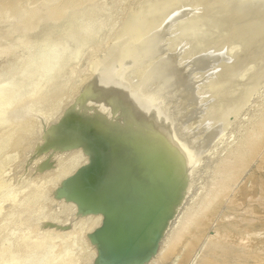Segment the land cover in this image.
<instances>
[{"label": "rangeland", "instance_id": "rangeland-1", "mask_svg": "<svg viewBox=\"0 0 264 264\" xmlns=\"http://www.w3.org/2000/svg\"><path fill=\"white\" fill-rule=\"evenodd\" d=\"M158 1L162 3L166 1L165 2L166 4H169L171 2L169 1L168 3L167 2L168 0H148V1L147 0H88L87 2H85V4H82L76 7L75 10H73V13L67 12L64 14L63 17L56 19L59 22L63 20L67 15L73 14L72 17L69 18V20H65V22L63 23L61 27H57L53 25L55 24L53 22L49 24H47V22H44L41 26L38 27V29H33V30H30L29 32H25V30L22 29V26L24 27V25L26 24L22 23L21 24L22 26H21L20 24H18L17 19L15 20L13 18L12 19L11 18L9 19L0 18V30L1 32H3L4 30L6 33L2 37L3 40H1L0 42V130L5 126L7 121L16 122V123H13V122L11 123V124L16 125L18 123H21V121L26 119V117L27 119L30 118L31 120V123H30L31 126L29 125L30 128L28 129L29 131L27 129L24 130V131L26 130L28 131L27 132L28 135H23L20 137L19 146L21 147V149L17 148L16 146L15 147L13 146V144L15 145L17 144L16 141L13 140L15 139L14 134H12L13 132L11 133V136L9 135L10 137L7 136V138H5L4 140L0 139V148L3 149V150L0 149V155H1L0 156V184L2 183L1 185L4 188V190L0 189V206H1L0 207V220L2 219L1 217H3L5 213L7 214V212H10L11 209L12 211L13 210L15 211V212L13 211L14 213L11 212L14 216L16 214L18 215V216L16 215L17 218L16 217L12 218V220H10L11 218H8L9 220L5 219L6 223L4 225V231H7V232L4 234L5 235L4 237L0 238V252L4 250L5 247H8L10 250L14 242L20 239V235L22 234L23 231L20 230L19 228H17V230L11 228L12 232L9 233L11 230L9 228L13 226L14 228L16 226L18 227L19 225L17 224H19V220H20L19 217H24V215L27 216L28 213L26 211L28 210L29 214L31 215L30 217H32L31 220H33L32 223H35V226L37 225V227L41 229L40 231L38 230L37 234L34 237V240L42 236L43 232H46V230H54V229L60 230L62 231V233L63 232L64 233L73 232L72 234L74 235L72 236H77L81 233V235L84 238L83 242L81 241L72 242L74 244H72L71 247H70L71 244H69V248H66V249L63 247V244L61 242L62 240L53 241V242H50L49 240H47L44 246L41 247V249H46V245L48 243H52L51 246H52V250L54 251V254L53 256H51V255H48L45 251V255L43 258L41 257L42 250L38 248L41 251V255L39 256L41 257V260L39 264H264V67H263L264 63L262 65V68L260 67L261 69L256 68L255 70L253 68L252 72L253 73L254 71L257 72L255 73L256 75L254 77L251 78L250 77L251 74L250 75L249 73L246 74V77L248 75V78L246 77H245L246 79L244 78L245 83L243 79L242 80L243 82H241L242 84L240 83V85H238L242 87L238 88L237 86V88L233 90L234 93L237 91L236 95L233 93L234 98H237V99L239 98V99H238V103H236V105L231 107V109L229 108L228 110H226L225 107H223L222 102H224V100L222 101L219 100L221 103H219L218 101H216V103L214 101L213 102L211 101L208 103L206 108L204 105L200 109L202 112L203 110L204 112L209 110L208 112L209 114H211L210 110L212 108L211 110L212 116L210 117L212 118L213 116H215L213 117V120L210 118H206L209 116V115H204L206 112L205 113L203 112V116H205L203 117L202 114H200L201 111L200 112L198 111V113L200 114V116H202V118L197 113L198 116L196 118L197 120L201 118V121L199 122L195 121V122L197 124L200 122L202 123L203 118H204L206 119L203 122V123L206 122L204 126L202 124H198L199 126H197L196 124H193L192 120H189V119L187 122H185L186 123V125L184 124L185 128L193 129L194 127L196 128L197 126L196 130L199 129L198 132H196L194 128V132L191 133V137L194 135V133L200 134V130L207 125H209L210 129L207 128L208 127L207 126L206 128H203V130L209 129L206 132V134L203 130H201L202 135L198 134L199 136L198 137L196 134L194 135L196 137L193 136L191 138L193 141L198 142L199 140V142H202V144H200L202 147L201 146L197 147L199 150L195 151L196 153L194 155L195 158L191 159V161L187 163V165L185 164L183 167H181L178 174H176L167 183V185H169V183L171 184L174 183L172 185L170 184V186L174 187L175 185L176 189L180 192H178L177 190H174L175 187L173 189V187L171 188L169 186L170 187L169 189L171 192L169 190L166 191L168 187L165 188V191H166L165 193L168 195L165 196V194L163 193L164 191H163L162 196L164 197L162 196L160 197L161 194H158V195L155 194V196H153L151 195L152 194L151 192L148 193L149 191L147 187H145V189L148 192L144 189V187L143 189H141L135 184H133L132 179H129L131 183H129L128 186L127 184L129 181L127 182V184L125 181H120V183L122 182V184L120 185V183H117L118 188L115 185V188L117 189L116 195H118V193H120V191L124 188V190H122L121 193L123 195L125 192L127 193L126 195L129 194L130 197H126L125 195L124 197H126V199L130 198L129 201H131L129 202L131 203L130 205L127 203L128 199L127 200H125V198L119 199V200L116 199L117 202L119 201L121 202V200H125V203L130 205L129 206L130 209H129L128 205H126L123 201L120 204V205H122V203L125 204L124 209H123V206L122 207L120 206L121 208L120 210L121 211L124 210L128 215L127 214L125 215L124 211L123 212L119 211V209L116 208L119 206H117V204L112 203L117 210L116 211L115 209H113V211L115 210L116 214L118 215L120 213V216L122 215L121 219L122 220L124 219L123 220L124 223L121 224L122 220L119 219L120 216H117L116 214H114L116 216L115 218L119 219V220H116L115 218L112 219V217L114 216L110 218V216H108L107 214L111 211V208H114L112 204H110V206L108 205L109 207H106L109 210V212L107 213L102 212V210L99 211V209L98 210L96 209L97 211H94L93 209H90V211L86 210L88 208H84L86 210L84 212L83 211L84 209L80 210V208H78V204H77L78 201L75 200V199H78L77 196L72 193L65 194L66 191H63L64 190L63 188L65 187V185H66L67 190L70 189L68 188L70 187L68 185L71 184V181L74 175L76 177L80 173L79 171L81 170L83 171V169L85 168L88 169L87 168L88 165L91 164V161H89V158L91 157L90 151L85 150V145L83 146V144H86V143H82V141L80 140L82 138H79L81 142L77 139L79 141L78 143L76 142L74 143L76 139L74 141H72L71 139L72 144L70 143V141L68 142L67 140L69 144L71 145H73V143L75 144L74 146V148L76 147L75 149L71 148V146H68L73 151L69 150V148L66 149L62 147L63 144L66 145L67 142L63 139V137L61 138L59 137V139L56 138L57 137L56 134L53 137L58 139L60 143L57 142L58 140L56 141V139L51 138L52 140H54L53 144L55 145L53 144L50 145L51 143L49 141L51 140L50 139V137H52L51 134L53 133V130L55 129L54 127H56L57 125H60L61 121L63 120L64 115L65 117L67 116V114H64V113L68 112V114H70L72 110L74 112L75 110H77V108H79L78 110L80 111L81 110L86 111L85 109L87 108L89 111L95 110L94 114L92 111H91L92 114L88 113V111L87 113L85 112V114L88 116H84V117L85 118L87 117L86 119L91 118V120L92 118L95 119L94 122L96 121L95 123H97L99 127L104 128V129L106 128V130H109L111 128V132H113L115 129H117V127L121 128V126H123L126 122V109L127 108L125 105H127L128 102L126 104L124 103L121 104L123 100L127 99L125 96L127 97L137 96L138 97L139 95H141L143 97V93L141 92L145 86L152 84L153 88H156V86L159 87V84H161L162 77L158 78L157 76L158 78L157 79L152 76L153 82L157 81V84H154V85H153L152 80L150 79L151 78L150 76H149L150 78L148 77L149 79H147V74H146L147 69L146 68H148V66L146 67V65L147 64L150 65L152 61L154 62L155 58H158L159 54L167 53L163 45H162L163 47H161L160 45L155 46L156 49L155 47H152V49L153 48L155 49L153 51L151 48H148L150 51L146 49L148 50V51L145 50L146 53L144 51L141 52L142 54L138 52L136 57L138 56V54L140 55L138 56L139 58H137L135 61L138 62V65L140 63V65L138 66L135 64V62H131L130 64L131 66L133 65L132 66L133 68L130 67V65L127 66L128 64L127 65L125 64V67L123 66L120 69L115 68L114 66L117 67V65L115 63L112 64L111 62L112 54L115 51L114 48L118 46L121 41L125 40V36L127 32L126 29L128 28V25L130 23H133L132 20L143 18L145 14L147 13V11H149L152 8V6H154L155 2L159 3ZM151 3L152 4L154 3V4L152 5ZM177 18L178 17H176V19L174 18L172 20L174 23H172L171 21L169 23L170 25H168L165 28L164 37L168 36L166 39L170 40V41L168 40L167 41L171 43H172L173 38H174V41L176 40L175 42L179 43V41H181V43L179 44L178 43L174 44L175 42L173 41V45L178 44V47L176 48L178 49L177 50L178 52H180V50L182 52L183 50L184 56L181 54V52L180 54L184 57L186 62L188 60L189 63L187 64L189 65L191 63V58L195 56L193 53L195 52V47L194 46L190 47L191 45L188 47V44H190L191 41L187 43V41L182 40V38H180L179 35H177L179 34L178 28L176 26L179 24L178 23L179 19ZM25 22L32 23V24L35 23L32 17L30 20L25 21ZM174 32H177V33L174 34ZM212 33L213 35L214 34L216 35V33H214L213 31ZM174 35H176L177 37H175ZM177 39H181V40H177ZM184 42H186L185 45H184ZM182 43L185 49L183 48ZM235 46H234V49L236 48ZM241 47H242L243 53H245L246 46H245V49H244V46H241ZM241 47H240V51H241ZM237 49H235L236 52H234V55L235 54L237 55L240 53L238 52L239 49L238 51ZM184 50H185V53H184ZM242 51L240 54H242ZM186 53H188V57ZM190 55H192L191 58H190ZM142 57H144L143 58L144 60L142 59ZM185 57L188 59H186ZM147 58H149L150 64L149 62L147 63L148 61ZM106 60H108V62ZM143 61L144 63L145 62L146 63L145 64L143 63L141 66V63ZM106 62H107L108 67H105ZM155 62L157 61L155 60ZM186 62L184 61L183 63L186 64ZM110 64L111 66L109 67ZM112 66L114 67L115 70L116 69L117 70L116 71L113 70L114 72L111 71L113 69ZM101 67L102 69L105 67L104 69H106L105 70L106 72H104V69L102 70ZM129 67L131 69H134L135 71L132 72L133 70L131 71ZM107 68L111 70L109 71ZM138 68H140L141 71H143L144 70L143 68H145V71H143L142 74L144 73L146 74V76L144 74L143 76H140V72L138 71L139 70ZM250 69H252L251 66H250ZM100 70L103 73V77H105V78L101 77L104 80L108 76H110V78L106 80L110 79L112 81H117L116 85H114L115 87L112 85V82L109 83V85L106 84L108 81L107 82L105 81L106 83L103 82L105 87L101 85L102 81L99 79L100 78L99 76H101L102 73L100 72ZM107 72H109V74ZM137 72H139V77L137 76L138 75ZM133 73L135 77L133 76ZM133 77L136 79H132ZM139 78H142V80ZM195 78H196V83L199 85H202L201 83L202 79H200L202 77L196 76ZM128 80H130L133 86L134 84L136 85L135 90H133L134 87L133 89L130 86L128 87V85H130V82ZM123 82H126V83L129 82V84H125V83L121 84ZM248 85H250L249 86L250 88L248 87L246 91L245 88ZM255 86H259V87H255ZM98 89L103 93L102 95L104 97L100 94L101 92L98 91ZM240 89H242L241 92H240ZM130 90L132 91V93L130 92ZM244 90H245V93H243ZM49 93L51 94L52 98L54 97L53 99H51V97L49 96L50 95ZM95 93H99L101 97L100 95H96ZM23 94L25 95V98L29 96V98H35L37 100L34 99V101L33 100L30 101L29 98H28L29 100L26 98L30 102H26L27 100L23 99V101L26 100L25 101L26 103L22 101L20 106L18 105L15 106V108H13L10 112L8 111L9 109H7L6 111H3L7 108L5 106H12V104H14L17 101V99H19V97H22L21 95ZM41 95L43 97H45L46 95L50 97L47 102L48 103L47 108H46V105L42 104L44 103L42 100L39 103L38 99H41ZM95 95L98 97L96 98ZM122 98H125V99H122ZM166 99L167 100L165 104L171 103L172 97L170 98V96H167ZM240 100H242L241 103H240ZM126 101L131 102L129 99H127ZM50 104H51V107H50ZM219 104H220V107L222 106V109H219V111L217 112L216 109L220 107L216 105H219ZM88 105L90 106L88 107ZM209 105L211 106L209 107ZM44 106H45L46 112H45ZM91 106H94V107L90 108ZM212 106L213 107L216 106V108L214 107V111H213ZM97 109H100L101 111H97ZM68 110H71V111L69 112ZM2 112H7V113H2ZM221 113L222 115H220ZM214 114H218V116ZM89 115L92 117H90ZM60 119L62 120L60 121ZM209 119L212 121L207 122V120ZM218 120L222 121V123ZM57 121L59 122L58 124H57ZM213 121L214 123L215 122L217 123L214 124ZM211 123H213L214 126L216 125V127H214ZM217 124L218 125L220 124V125L218 126ZM200 125H201V128H200ZM256 129H259V130H256ZM210 130L211 132L213 131L212 133H213L214 139L211 138V142H208L210 141V139H208L207 137H212L209 134ZM204 138L208 140L205 141ZM61 139H63L66 144L62 143ZM207 142H208V147H207ZM57 143L62 148L58 147ZM61 143L62 145H60ZM79 143L82 145V147L79 145ZM248 143L250 144L248 145ZM246 144H247V147H246ZM11 146L14 148H11ZM203 146H205V149ZM202 150L204 152L206 150L207 151L202 154ZM75 151L77 152V154L78 152L80 153L84 151L82 152L84 154V158L83 156L82 158L80 156L79 159L76 158L78 160L74 159L73 161V158L76 155ZM200 156L201 158H199ZM80 158L82 159V161L86 160V163L84 164L85 161L82 162ZM131 158L133 159L132 160L133 162L132 161L131 162L134 164L129 162L128 164L129 167L132 168L134 166L133 168L137 167V169L136 171L135 170L133 171V168H132L130 172H132V174L135 175L136 177L143 179V176L146 175V170L150 166L148 165L149 161L142 160L140 158L138 160L137 157H134V156H131ZM135 158L137 160H135ZM17 160H19V162H17ZM231 160L232 162H230ZM66 161L68 163H66ZM72 161L74 162L73 163L74 165H71ZM77 161L79 163H77ZM89 162L90 164H88ZM196 162H198V167L197 165H194V164H197ZM64 163L66 167L70 168V170L66 168L65 165L63 167ZM131 164L133 166H130ZM153 164H151V166ZM77 165H79L78 168H77ZM70 166L73 167L72 170ZM74 166H75V170L78 169L76 172H74ZM83 166L85 168H83ZM193 166H196V167L193 168V171H191L192 169L190 168H192ZM60 168L61 170H59ZM142 168H143V171H142ZM154 168L156 169L155 166ZM155 169H153L154 173L157 172V169L156 171ZM183 169H186V170L182 171ZM189 169H190V172H188ZM194 170L198 171L194 173L195 175L192 174ZM65 171L69 173L68 174L66 173L64 174V176H62L63 173H65ZM52 172H54L55 174H53ZM180 172L181 173L183 172V173L180 174ZM50 173H52L53 176L49 178H43V175L50 174ZM72 173H74V175ZM59 174L61 176V177L59 176L60 178L57 177ZM54 175H57V176H54ZM66 175H67V178H66ZM190 177H192L193 179H191ZM37 178H38V181H35L37 180ZM54 178L58 182L56 180L54 181ZM132 178L134 179L135 177L133 176ZM178 179L179 181H177ZM188 180L190 181V185H189ZM5 182L8 183L6 184L7 190H5V187H4ZM35 182L38 186L35 184ZM178 182H179V186H178ZM28 183L31 184L33 187L29 189L30 192L26 191L27 193H25L24 191L27 188ZM175 183L177 184V186ZM23 185L25 186L27 185V186L25 187ZM186 185L188 187L185 188L184 186ZM23 187H25L24 191H22ZM119 187H122V189H119ZM135 187H137V189ZM179 187L180 189L183 188V190H180ZM134 188L136 189V191L132 193L135 190ZM125 189L126 190L128 189L132 192L130 191L127 192L128 190L126 191ZM1 190H2V193H1ZM115 190H114V193H115ZM175 191H177V193H175ZM22 192L24 194H22ZM140 192L141 193L143 192L142 194L144 197L142 196V194H140ZM172 193L173 195H171ZM178 193L181 194V197L179 196ZM18 194L20 195L19 197L16 196ZM137 194H138V197H137ZM175 194L179 196L177 200H176V197L174 196ZM123 195L121 196V198L123 197ZM71 196L73 198L75 197V199L71 198ZM115 196L113 194L112 198L113 197L115 198ZM149 196L151 197V199L149 198ZM157 196L160 197L161 201L159 200V197ZM167 196L169 197L165 198ZM171 196L175 197L174 199L176 201L172 199V201H170V205L169 204L164 205L163 204L164 200L168 199L164 202V203H168L167 201H169V198ZM15 197L17 198V200H15L16 199ZM116 198L118 197L116 196ZM181 198L182 199L185 198L183 202L181 201ZM148 199L149 201L150 200L151 201L150 202L146 201ZM179 199H180V202L182 203L179 202ZM11 200L13 201L14 204L10 203ZM142 200L145 203L148 202V204L146 205L143 204ZM19 201L22 204L17 203ZM173 201L175 202V207H174ZM153 202L156 203V205L159 202L161 205L159 204L157 207L155 206V204L153 205ZM176 202L180 205H178ZM70 203L72 204V206L74 205L73 208L72 206L69 205ZM139 203L142 204L143 209L141 207V204ZM171 203L173 204V206L171 205ZM8 205H12V206H8ZM13 205H15L16 209L18 210H16ZM24 205L28 209H26ZM46 205H48L49 208ZM76 205H77V208L75 209L74 207H76ZM136 205H137V208L133 212V208L134 206L136 207ZM138 205L141 208L138 207ZM144 205L146 207H150L151 205L154 207L151 206L152 208L150 207L147 209ZM125 206H127L126 208L129 210V212L128 210H125L126 209ZM131 206L133 208H131ZM169 206H172V207L168 208ZM176 206L177 208L178 207L180 208L177 209ZM5 207L6 209H4ZM20 207L24 208L25 210H23ZM35 207L37 209H35ZM8 208L10 209V211ZM167 208L169 209V212L167 211ZM171 208L174 209L175 212L172 210V213L174 212L175 215L174 213L171 214L172 216L168 215L169 218L171 217L169 219L165 216L170 213ZM2 209L3 211H1ZM44 209L45 211L46 210L47 211L45 212ZM137 209L142 210L144 213H145V210L147 213H149V211L151 212L155 210L154 211L155 215L151 212L152 214L149 216L146 213L144 214L140 212V210L137 211ZM165 209L167 212L165 211ZM21 210H23L24 212L23 211L20 212ZM29 210L31 211L32 214L30 213ZM160 210L161 212H158ZM32 211H34V213ZM105 211L107 210L105 209ZM135 211L138 212L139 215L141 214V216L137 215ZM1 213H4V214H1ZM21 213L22 214L24 213V214L22 215ZM104 213H106L107 215ZM113 213H111L110 215H112ZM135 213H136V216H135ZM159 213L161 214L165 213V215L162 214V217H161V214ZM6 214L4 215L5 217H7ZM129 214H130L129 220L131 224V226L129 227H132V229H133V225L135 226V224L138 222V221L136 222L134 219L133 220L135 222L132 221L131 220L132 216H135V218H137L139 222L142 221L143 223L146 221L145 222L146 224L143 223L144 226L138 222L141 227L143 226L144 230H145V227L147 228L146 231H148V229L150 228L149 226H151L150 224H152V227L150 229L153 231V235L150 229H149L150 234L148 232L146 233L143 229L140 230L144 234V235L142 234L144 238L139 236L141 235L140 234L141 232L137 231V233H134L135 232L134 230H132L131 228H128L129 231L130 229L132 230V232L134 231L133 232L134 235L130 231L131 236H132L131 242L133 244L135 242V245H136V243L139 241L138 238L139 239L142 238L141 239L142 243L141 241L137 243L138 245L141 244V247H139L138 245H136L138 247H135V245L129 242L131 240L129 237L130 233L129 235L128 233H125L126 230H127L126 232H129L128 229L126 228L128 226L127 224L129 221H126L127 223L125 222V218L127 216L126 220H128ZM11 215L9 216L14 217L13 215L12 216ZM48 215L49 216L52 215L51 216L52 218H49ZM105 215L109 217L110 219L108 218L109 220H106L107 217ZM146 215L148 216V218L146 217ZM43 216H45V218ZM90 216H92V218L90 219H93L94 216H97V217H94V219L96 218V220L90 221L89 219ZM142 216L146 217V218L143 217L145 218V220L142 218ZM138 217L142 218L144 221L142 219L140 221ZM46 218L48 219L46 220ZM54 218L55 219L57 218V219L54 220ZM156 218L158 220H154ZM165 218L167 219L165 220ZM23 219H26V218H23ZM111 219L113 220L111 221V223L114 222V220H116L115 221L116 224L113 223L115 227L116 226L121 227L123 225L122 228H125L124 229L125 231L122 230V228H120L121 231L120 229H118V231L120 232L117 231L120 234V235L117 234L118 237L120 236L124 240L122 242V239L117 238V240H119L116 243L118 244L117 247L114 242H113L114 245L110 242L113 239L116 242L115 238L117 237V235L114 234L117 228L116 229L114 228L115 230H113L114 231L113 232L112 227H114V225L113 224L111 225L109 223ZM146 219H148L150 223ZM162 219L163 221L161 222ZM3 220H4V217H3ZM151 220L155 222L156 221H159V222H157L156 223L157 225H156L155 222L151 223ZM106 221L107 222L109 221L108 225L106 224L107 223ZM117 221L118 223L121 221L119 225ZM131 221L134 222L135 224L134 223L132 224ZM125 223L127 225L126 227H124ZM147 223H149L148 227H147ZM163 223H166L167 226L164 225ZM109 224L111 225L110 229H109ZM35 226H33L32 229H34ZM105 226L108 227V232L109 230L113 232V233L111 232L113 235L109 237L112 238L113 236L116 235V237L115 238L113 237L112 240L109 239V237L107 236L108 234L104 235L105 233L104 234L102 233V231L105 232V230H103L105 229L104 228ZM140 226H139V229L141 228ZM6 229H9V231ZM76 232L79 234H76ZM122 232L124 235L123 234L121 235ZM98 233H100V235H98ZM135 234L136 236L139 234L137 238ZM145 234L149 236L150 238L155 237V239L153 240L151 238L150 240L149 237L147 236L145 237ZM97 235L98 237H100L101 235L103 236V238H105V236L107 237V239L105 241L103 239V241L105 242V246L111 243L110 245H108L109 252L106 250L107 248H105L104 242L102 241L100 243L99 240H97L98 238L96 237ZM125 235L128 237L126 238ZM124 237L126 239H124ZM133 237L137 241L134 240ZM145 238H147V243L145 242L146 241ZM108 240L110 243L108 242ZM151 241L154 242V244H152L153 246L151 245L152 247H148V243L150 246ZM120 242H121V245L123 246L119 245ZM143 242L145 243L143 244ZM129 243H131L130 247H129ZM142 244L144 246H142ZM110 247L113 250L110 249ZM142 247H147V248L142 249ZM114 248L115 249L117 248L116 251H119L118 249H120L121 251L123 250L124 251L123 252L119 251L118 253L120 254H118ZM138 248H141L142 250ZM22 250H21L22 251L21 253L25 252L24 248H22ZM110 252H116L117 256L115 255L116 253L110 254ZM119 256L121 257L119 258ZM22 258H24V256ZM4 264H16V263L7 262Z\"/></svg>", "mask_w": 264, "mask_h": 264}, {"label": "bare ground", "instance_id": "bare-ground-1", "mask_svg": "<svg viewBox=\"0 0 264 264\" xmlns=\"http://www.w3.org/2000/svg\"><path fill=\"white\" fill-rule=\"evenodd\" d=\"M87 1L88 0H0V18H2V19H4V18L5 19H7V18L12 19L13 18L15 20L17 19L18 24H20V25L22 23H25L26 25H24V27L21 25L22 29L25 30V32H29L30 30H33V29H38V27L41 26L44 22H47V24L53 22V23H55L53 25H55L57 27H61L63 25V23L65 22V20H69V18H71L73 14L67 15L63 20H61L59 22L56 19L63 17L64 14L67 12L73 13V10H75L76 7H78L82 4H85V2H87ZM169 1H171V2L169 3ZM158 2L160 4L155 2V4H157V5H155L153 3L154 6H152V8L149 11H147V13L145 14L144 17L142 16L143 18L132 20L133 23H130L129 25L127 24L128 28L126 29L127 32H126L125 40L121 41L120 44L118 46H116L117 49H116V47L114 48V50H115L114 53L111 51L113 53V54L111 53L112 54L111 62H112V64L115 63L117 65V67L114 65L113 66L115 68H119V69L122 68L123 66L125 67V64L126 65L128 64L127 66L130 65V67H132L133 65L131 66V64H130L131 62H135V64L138 65V62L135 61L137 58H139L138 56L140 54H138V56L136 57L138 52L141 53L142 51H144L146 53V51L149 50L148 48L152 49V47H155L157 45H160L161 47L164 46L167 53L159 54L158 58H155V60L157 62H155V60H154V62L151 60L154 64L152 62L150 64V62H149L150 57L147 58L148 59L147 63L149 62L150 65H148V64L146 65V67L148 66V68H149V69L146 68L147 69V73H146L147 79H149L151 77L150 79L153 82V79H152L153 77H155V78H157V76H158V78L162 77L161 78L162 81H161V84H159V87L156 86V88H153L152 84L145 86L141 92V93H143V97L141 95H139L138 97L137 96H130V97L125 96L131 102L126 101L127 99H125V98H122L125 100H123L122 102L120 101L121 104H123V103L126 104L128 102V104L125 105L127 108L126 109V122L123 126H121V128L117 127V129H115L113 132H111V128L109 129L110 130L109 131V130H106V128L104 129V128L99 127L97 125V123H95L96 121L94 122L95 119L92 118V120H91L90 117H92V116L89 115L90 119H86L87 117L86 118L84 117V116H88L85 114V112L87 113V111H88V113H91V114L93 112V114H94L95 110H91L92 111L91 112L87 108V109H85L86 111H84V110L80 111V110H78L79 108H77V110L74 109L75 110L74 112H73V110L72 111L68 110L69 112L71 111L70 114H68V112L64 113V114H67V116L65 117V115H64L63 120L60 119V121L62 120L60 125H57L59 123L57 121V124H56L57 126L54 127L55 129L53 130V133L51 134L52 137H50V139L51 138H53V139L58 138L59 139V137L60 138L63 137V139L66 142L68 140V142L70 141V143L72 141H74L75 139H76V141H74V143L75 142L78 143L81 140L82 143H86V144H83V146L85 145V150L90 151V154H91L90 158L91 159L89 158V161H91V164H90V162L88 163V164H90L87 167L88 169H86L84 167L85 166L84 165L83 168H85L86 170L82 168L83 171L82 170L79 171L80 173L78 172L79 173L78 175L76 173V175H77L76 177H75L74 173H72L74 175V177L72 178V181L74 178L75 179L73 182L71 181V184L68 185V183H67V185L70 186V187H68V186L67 187L70 189L67 190L66 185L63 188L64 190L62 189L63 191H66L65 194L72 193V194L77 196L78 199H75V197L73 198L72 197L73 195L71 196V198L78 201L77 204H78V208H80V210H83L84 208H88L86 210L90 211V209H93L94 211H97L99 209V211L102 210V212L107 213V212H109V210L106 207H109L110 204L113 203V204H117V206H119V207H116V208L119 209V211H121L120 206L121 207L123 206V209H124V205L126 204L125 200H127V199H128L127 200L128 202L127 201L126 202L131 205V203H129V202H131V201H129L130 198L126 199V197H130V195L129 194H128L129 196L126 195L127 193L125 192L124 195L126 197H124V195L121 193V191L124 190V188L122 189V187H119V189H122L120 191V193H118L119 196L116 195L117 189L115 188V185L117 187V183H120V181H125L126 184L129 181L127 184V186H128L129 183H131V181L129 179H132L133 180L132 183L141 189H143V187H144V189H145V187H147L149 192L146 189L145 190L148 193L151 192L152 193L151 195H153V196H155V194H157V195L161 194L160 195V197H161L163 195V193L165 194V196L168 195L165 193L168 190L170 191L169 188L171 187L170 186L171 183H169V185H167L168 181H170L176 174H178L181 167H183L185 164L187 165V163H189L191 161V159L195 158L194 157V155L196 154L195 151L199 150L197 147L201 146L200 144H202V142H199L198 139H197L198 142L193 141L191 139L196 134L198 136L199 133H196V134L194 133V135L191 137V133L194 132L195 127L193 129L192 128L187 129V128H185V125H186L185 122H187L189 119V120H192L193 124H196L197 126H199L198 124H202L204 126V124H206V122L205 123H203V122L206 119L203 118L202 123L200 122L197 124L196 122L201 121V118L203 116L204 110L202 112L200 108L204 105L206 108L208 103L211 101L212 102L214 101L215 103H216V101H218L219 103H221L220 101L224 100V102H222L223 107H225L226 110H228L229 108L231 109V107H233L234 105H236V103H238V99H239V98L238 99L234 98V95H233L234 91L233 90L235 88H237V86L240 85L241 82H243L242 80L246 77V74L249 73V75L251 74L250 75L251 78L254 77L256 75L255 73H257V72L254 71V73H253L252 72L253 68L255 70H256V68H260V67L262 68V65L264 63V0H242V1L241 0H168L167 2L169 4H166L165 3L166 1L164 3L160 2V1H158ZM62 12H64V13H62ZM31 17L34 19L35 23L34 24L26 23L25 21L30 20ZM176 17H178L177 19H179V22H178L179 24L176 25L178 28V31H179V34H177V35H179V37L182 38V40L187 41V43L191 41V43L188 44V47L190 45H191L190 47H193V46L195 47V52H193L195 56L191 58L192 55H190L191 63L189 65L187 64V63H189L188 60L186 62V60L183 57L184 56L183 50H182V52L180 50L181 54L183 55L182 56L180 54V52L177 51L178 49H176L178 47V44L181 43V41H179V43L175 42L176 40L174 41V38H173L172 43H171V42H168L170 40L166 39L168 36L164 37L165 28L168 25H170L169 23L174 18L176 19ZM172 23H174V22L172 21ZM176 24H177V22H176ZM212 31L214 33H216V35L215 34L213 35ZM0 32H1V30H0ZM120 32H122V31H120ZM175 33H177V32H174V34ZM5 34L6 33L4 30H3V32L0 33V42H1V40H3L2 37ZM67 36H68V34H67ZM174 36L177 37L176 35H174ZM177 40H181V39H177ZM173 41L175 42L174 44H176V43H178V44L173 45ZM185 43L186 42H184V45H185ZM232 43L237 45V46L233 45ZM182 45H183V43H182ZM184 45H183V48H184ZM234 46L236 47L235 49H237V48L239 49V51H238V49H237V51L240 53L242 51L241 46H244V49L246 46V51L244 50L245 53H243V51H242V54L239 53L237 55L236 54L234 55V52H236L234 49ZM240 47H241V51H240ZM179 48H180V46H179ZM146 49H148V50H146ZM155 49H156V47H155ZM155 49L153 48L152 51ZM184 53H185V50H184ZM186 54L188 57V53H186ZM143 55H141V56H143ZM143 58L144 57H142V59ZM142 59H141V61H142ZM186 59H188V58H186ZM109 60H110V58H109ZM106 61L108 62V60H106ZM184 61L186 62L187 65L185 63H183ZM107 62L105 63V65H106L105 67H108ZM143 63H144V61L141 63V66ZM182 63L185 65H183ZM139 65H140V63H139ZM110 66H111V64L109 65V67ZM250 66L252 69H250ZM114 67L112 70L111 69L110 70L111 71L115 70ZM130 67H129V69H131ZM140 68H142V67H140ZM140 68H138L139 69L138 71L140 72V76H143L144 73L142 74V72L145 71V68H143L144 70L142 69L143 71H141ZM101 69H102V67H101ZM107 69L109 70V68H107ZM105 70L106 69H104V72H106ZM131 71L134 72L135 70L131 69ZM100 72L102 73L101 70H100ZM139 72H137L138 75L135 73L138 77H139ZM107 73L109 74V72H107ZM111 74H112V72H111ZM146 74H144V75L146 76ZM198 75L202 77V78H200V79H202V82H201L202 85H199L196 83L195 77L196 76L199 77ZM133 76L135 77L134 73H133ZM99 77H100L99 79L102 81L101 85L104 87H105V85L103 82H105V81L106 82L108 81L107 83L105 82L108 85H109V83L112 82L113 86L116 85V83H117V81H112L110 79L106 80V79L110 78V76H108L104 80L103 78H105V77H103V73ZM101 77H103V78H101ZM134 77L132 79H136ZM246 78H248V75ZM132 79H131V81H132ZM139 79L142 80V78H139ZM245 79H244V83H245ZM154 80H156V79H154ZM128 81L130 82V80H128ZM253 81H255V80H253ZM129 82H127V83L123 82L121 84H124V83L129 84ZM118 83H120V82H118ZM154 84H157V81L153 82V85ZM129 86L132 89L134 87L133 90H135V88H136V85L134 84V86H133L131 82H130V85H128V87ZM249 86L250 85H248L245 88V90ZM104 87H102V88H104ZM126 87H127V85H126ZM239 87H242V86H238V88ZM255 87H259V86H255ZM102 88H100V89H102ZM242 89H240V92ZM131 90H130V92L132 93L133 90L132 91ZM245 90L243 93H245ZM98 91H100V90L98 89ZM109 93H111V92H109ZM236 93H237V91L234 94L236 95ZM95 94L96 95H100V94L102 95L103 93L101 92L100 94L99 93H95ZM96 95H95V97L97 98L98 96H96ZM101 95H100V97H101ZM248 95H249V93H248ZM21 96L22 97H19V99H17V101L14 104H12V106H5L7 108L3 111H6L7 109H9L8 111L10 112L13 108H15V106H17V105L20 106L23 99L29 98V96L25 98L24 94ZM49 96L51 97V94ZM167 96H170V98L172 97V100H171V103L165 104L166 100H167L166 99ZM50 97H48V95H46L45 97H43L41 95V99H38L39 103L42 100L44 102L42 104L46 105V108H47V106H48L47 102H48V99ZM53 98L51 97V99H53ZM29 99H30V101L31 100L34 101L35 98H29ZM28 100L26 102H30ZM35 100H37V99H35ZM25 101H23V102H25ZM241 102H242V100H240V103ZM86 103H87V101H86ZM237 105H239V104H237ZM89 106L90 105H88V107ZM210 106L211 105H209V107ZM216 106L220 107V104L216 105ZM216 106H214V107L216 108ZM50 107H51V104H50ZM93 107L94 106H91L90 108H93ZM214 107H213V111H214ZM44 109H45V106H44ZM219 109H222V106L220 108L216 109V111L218 112ZM211 110H212V108H211ZM211 110H210L211 114H209V112H208L209 110H208V111H205L206 113L204 112L205 113L204 115H209L206 118H210L213 120V117H215V116H213L212 118L210 117V116H212ZM237 110H239V109H237ZM97 111H101V110L97 109ZM198 111L202 112V113L200 112V114H202V116H200ZM42 112H43V110H42ZM45 112H46V109H45ZM262 112H263V110H262ZM2 113H7V112H2ZM197 113L201 117V118L198 117V118H200L199 120H197V118H196L198 116ZM110 115H112V114H110ZM214 115L218 116V114H214ZM220 115H222V113ZM203 117H205V116H203ZM210 119L207 120V122L208 121L211 122L212 120H210ZM215 119H214V121H215ZM214 121H213V123H214ZM218 121H220V120H218ZM12 122L7 121L5 126L0 130V139L4 140L5 138H7V136H9V135L11 136V133L13 132L12 134H14V137H15V139H13V140H15L17 143L16 145L13 144V146L14 147L16 146L17 148L21 149V147L19 146L20 137L23 135H28L27 132L29 131L28 129L30 128L29 125L31 126V124H30L31 120H30V118L27 119V117H26V119H24L23 121H21V123H18L16 125L11 124ZM220 122L222 123V121H220ZM13 123H16V122H13ZM213 123H211V124L213 125ZM215 123H217V122H215ZM197 126H196V128H197ZM207 126H205L203 128H206V127L209 128V125H207ZM218 126H217V128H218ZM214 127H216V125ZM196 128H195V131L198 132L199 129L196 130ZM200 128H201V125H200ZM203 128L201 130H203ZM217 128H215V129H217ZM25 129H27L28 131L27 130L24 131ZM201 130H200V134H201ZM208 130H203V131L206 134V132ZM256 130H259V129H256ZM210 132H211V130H210ZM210 132H209V134L212 137H207L208 139H210V141H208V142H211V138H213V133H212L213 131L211 133ZM214 132H215V130H214ZM114 133H116V134H114ZM55 134L57 136L56 138L53 137V136H55ZM207 135H208V133H207ZM194 137H196V136H194ZM202 137H204V136H202ZM79 138H82V139L79 140ZM58 139H56V141ZM63 139H61L62 143H65V141ZM71 139H72V141H71ZM208 139H205V141ZM15 141H13V142H15ZM49 142L51 143L50 145H52L54 140L51 139ZM57 142L60 143L59 140ZM68 142H67L68 145L65 143L67 146L63 144L62 147L67 149V148H69L68 146H71V148H74L75 144L73 143V145H71L72 143L69 144ZM208 142H207V147H208ZM62 143L60 145H62ZM249 144L250 143H248V145ZM53 145H55V144H53ZM79 145L82 147V145L80 143H79ZM57 146L61 147V146H59L58 143H57ZM14 147L11 146V148H14ZM203 147L205 149V146H203ZM246 147H247V144H246ZM2 148H4V147H2ZM71 148H69V150H71ZM209 149H210V147H209ZM1 150H3V149H1ZM11 150H13V149H11ZM80 150H81V148H80ZM71 151H73V150H71ZM82 152H84V151H82ZM82 152H80V153L78 152V154H77V152L75 151L76 155L74 156L73 161L76 158L79 159L80 156H81V158H82V156L84 158V154ZM205 152L202 150V154ZM73 154H74V152H73ZM86 156H85V158H86ZM131 156L137 157L138 160L140 158L142 160H148L149 161L148 165H150V166L146 170V175L143 176V179L136 177L135 175L132 174V172H130V170L134 167L132 165L134 163H132L133 159L131 158ZM70 158H72V157H70ZM81 158H80V160L82 161ZM199 158H201V156ZM199 158H197V159H199ZM78 159H76V160H78ZM87 159H88V157H87ZM137 159L135 158V160H137ZM64 160H66V159H64ZM70 160H72V159H70ZM68 161H69V159H68ZM73 161H72V164L71 163H69V164L74 165ZM83 161H85L84 162V164H85L86 160H83ZM17 162H19V160H17ZM129 162L132 163L130 165V166H133L132 168L129 167V165H128ZM137 162H139V161H137ZM230 162H232V160ZM66 163H68V162L66 161ZM77 163H79V162L77 161ZM196 163L197 164H194V165H197V167H198V162H196ZM151 164H153V165L151 166ZM64 165H65V163L63 164V167H64ZM154 166L157 169V172H155V173L153 170V169H155ZM65 167H66V165H65ZM78 167H79V165H77V168ZM195 167L196 166H193L192 168H190V169H192L191 171H193V168H195ZM66 168H68L70 170L69 167H66ZM72 168L73 167H71V170H72ZM136 169H137V167L133 168V171L134 170L136 171ZM156 169H155V171H156ZM190 169L188 170V172H190ZM59 170H61V168ZM77 170L78 169L75 170V166H74V172H76ZM185 170L186 169H183L182 171H185ZM140 171H141V169H140ZM142 171H143V168H142ZM196 172H198V171L194 170V172L192 174H194ZM52 173L55 174L54 172H52ZM52 173L43 175V178H49V177L53 176ZM66 173H67V171H65V173H63L62 176H64V174H66ZM70 173H71V171H70ZM182 173L180 172V174H182ZM60 174H62V173H60ZM60 174L58 176L57 175H54V176L59 177ZM131 174H132V176H131ZM69 175H71V174H69ZM185 175H187V174H185ZM133 176L135 177L134 179L132 178ZM189 176H190V174H189ZM41 177H39V178H41ZM57 177H55V178H57ZM68 177H70V176H68ZM55 178H54V181L56 180ZM66 178H67V175H66ZM190 178L193 179L192 177H190ZM185 179H186V177H185ZM35 181H38V178ZM177 181H179V179ZM1 184H0V186L2 188L0 187V189L4 190V188ZM6 184H8V183L5 182V184H4L5 190H7ZM32 184H34V183H32ZM35 184H36V182H35ZM121 184H122V182L120 183V185ZM172 184H174V183H172ZM120 185H118V186H120ZM130 185H132V184H130ZM189 185H190V181H189ZM23 186H25V185H23ZM176 186H177V184H176ZM178 186H179V182H178ZM25 187H23L22 188L23 190L22 189L21 190L24 191ZM31 187H33V186L28 183V186L24 192L25 193H27L28 191L30 192L29 189H31ZM53 187H55V186H53ZM133 187H134V185H133ZM167 187H168V189L165 191V188H167ZM174 187H175V185H174ZM174 187H173V189H174ZM184 187L186 188L188 186L186 185ZM135 188L137 189V187H135ZM139 188H138V190H139ZM136 189L133 192L130 190L127 191L126 189L125 190L127 192L130 191V192L134 193L136 191ZM179 189H180V187H179ZM114 190H115V193H114ZM131 190H133V189H131ZM174 190H177L176 187ZM180 190H183V188ZM177 191H175V193H177ZM178 192H180V191H178ZM1 193H2V190H1ZM142 193L140 192V194H142ZM22 194H24V193L22 192ZM113 194H114V196L116 195L118 198H116V196H115V198L114 197L112 198ZM121 194L123 195L122 198H121V196H122ZM178 194L181 197V194L180 193H178ZM171 195H173V193ZM16 196L19 197L20 195L18 194ZM142 196H143V194H142ZM174 196L176 197V200L179 197L176 194ZM185 196H186V194H185ZM137 197H138V194H137ZM157 197H159V196H157ZM160 197H159V200H160ZM162 197H164V196H162ZM168 197L169 196H167L165 198H168ZM171 197H170L171 199L169 198V201H167L168 203H164L168 199L164 200V202L162 201L163 204L164 205L165 204L170 205V201H172V199L175 198L173 196H171ZM124 198H125V200H121V202L123 201L125 204L122 203V205H120L121 202L119 201L120 202L119 203L116 201V199L119 200V199H124ZM149 198L151 199L150 196H149ZM47 199H48V197H47ZM131 199H133V198H131ZM184 199L181 198V201L183 202ZM15 200H17V198ZM138 200H140V199H138ZM143 200H142V202H143ZM135 201H136V199H135ZM146 201H149V199ZM14 202H16V201H14ZM159 202L157 205H156V203L153 202V205L155 204V206L158 207V205L160 204ZM179 202H180V199H179ZM182 202H180V203H182ZM10 203H13V201L11 200ZM17 203H20V201ZM24 203H26V202H24ZM172 203H171V205L173 206ZM20 204H22V203H20ZM73 204H75V203H73ZM113 204H112V206H114ZM128 204H126V205H128ZM134 204H136V203H134ZM139 204H141V203H139ZM143 204L146 205V204H148V202H146V203L143 202ZM69 205L72 206L71 203ZM130 205H128L129 209H130V207H129ZM149 205H147V206H149ZM178 205H180V204H178ZM8 206H12V205H8ZM13 206L16 209L15 205H13ZM16 206H17V204H16ZM46 206H48V205H46ZM73 206H72V208H73ZM172 206H169L168 208H170ZM177 206H176V208H177ZM126 207L127 206H125V208ZM138 207H140V206L138 205ZM141 207H142V204H141ZM150 207H146V208L148 209ZM152 207H154V206H152ZM174 207H175V202H174ZM20 208H22V207H20ZM48 208H49V206H48ZM74 208L76 209L77 205ZM116 208L114 206V208H111L112 212L110 211L109 213H107L108 216H110V218L112 216H114V217H112V219H114L116 217L114 215V214H116V211H117ZM131 208H133V207L131 206ZM136 208H137V205H136V207L134 206L133 212ZM164 208H166V207H164ZM168 208H167V211L169 212ZM178 208H180V207H178ZM4 209H6V207ZM22 209L25 210L24 208H22ZM26 209H28V208L26 207ZM35 209H37V208L35 207ZM75 209H73V210H75ZM105 209L107 211H105ZM113 209H115L116 211L115 210L113 211ZM142 209H143V207H142ZM16 210H18V209H16ZM23 210H21L20 212H22ZM86 210L84 209L83 211L85 212ZM125 210H128V209L126 208ZM138 210H140V209H137V211ZM150 210H152V209H150ZM172 210L174 211V209L171 208V211L169 214L166 213L167 212L166 209H165L166 212L163 210L167 214L165 217L169 218L168 215L172 216L171 214H173L175 212L174 211L172 213ZM1 211H3V209ZM9 211H10V209H9ZM13 211L11 209L10 212H7V214L5 213L7 217L4 216L5 215L4 213H1V214H4L3 215L4 220H3V217H1L2 219L0 220V238L4 237L5 236L4 234L7 232V231H4V225L6 223L5 219L9 220L8 218H11L10 220H12V218H15L17 215L16 214L14 216L12 213H14L15 211L14 212ZM44 211H45V209H44ZM119 211H118V213H119ZM123 211H121V212H123ZM147 211H149V210H147ZM154 211H151V212L154 214ZM26 212L28 213L29 217H28V215L27 216L24 215V217H19L20 220L17 219V220H19V224H17L19 226L18 227L16 226L14 228V226L11 225L13 227L9 228V229L12 228L15 230H17V228H19L23 232L20 235V239L17 240L16 242H14V244L10 250L8 247H5V249L0 252V263L1 264L7 263V262H9V263L15 262L16 264H39L41 257L44 258L45 251L48 255L53 256V254H54V251L52 250V246H51L52 243H48L49 245L48 244H47L48 246L46 245V249H41V247L44 246V244L47 240H49L50 242L62 240L61 242H62L63 247L65 249L69 248V244H71L70 245V247H71L72 244H74L72 242H80V241L83 242L84 238L81 235V233L79 234L76 232V234H79V235L72 236V235H74V234H72L73 232L72 233H68V232L62 233V231L55 230V229L54 230H46V232H43L42 236H40L36 240H34V237L37 234L38 230L40 231L41 229H39V227H37V225L35 226V223H32L33 220H31L32 217H30L31 215L29 214L28 210ZM32 212L34 213V211H32ZM128 212H129V210H128ZM140 212L144 213L142 210H140ZM151 212L149 211V213H147L145 210V213L149 216L152 214ZM158 212H161V210ZM30 213H31V211H30ZM106 213H104V214H106ZM111 213H113V214L110 215ZM136 213H137V215H139L138 212H136ZM136 213H135V216H136ZM165 213H162V214L165 215ZM11 214L14 217H10L9 215H11ZM39 214H40V212H39ZM124 214L126 215L127 213L125 212ZM159 214H161V213H159ZM162 214H161V217H162ZM116 215L120 216V213H119V215L118 214H116ZM133 215H134V213H133ZM147 215H146V217L148 218ZM174 215H175V213H174ZM51 216H49V218H52ZM135 216H132L133 218L131 217V220L132 221L135 220L136 222L137 221L139 222V220H137V218H135ZM139 216H141V214ZM43 217L45 218V216H43ZM94 217H97V216H94ZM94 217H93V219H90V218H92V216H90L89 217L90 221L91 220L95 221L96 218L94 219ZM143 217H145V216H142V218ZM151 217H153V216H151ZM23 218H26V219H23ZM108 218L109 217H107L106 220L110 219V218L109 219ZM121 218H122V215L120 216L119 219H121ZM126 218H127V216H126ZM126 218H125V222L126 221H129V222L127 224L128 226L126 225V223H127L126 222L124 224L125 225L124 227L127 226L126 227L127 229L128 228L132 229V227H129V226H131L130 220H129L130 214H129L128 220H126ZM142 218L138 217V219H140V221ZM145 218H143V219L145 220ZM167 218H165V220ZM39 219H40V217H39ZM47 219L48 218H46V220ZM56 219L54 218V220H56ZM112 219L110 220V222L108 221L111 225L113 223L116 224L115 221L119 220V219L115 218L116 220H114V222L111 223V221H113ZM123 220H122V222L120 221L121 224L124 223ZM146 220L148 221V219H146ZM154 220H158V219L156 218ZM90 221H88V222H90ZM162 221H163V219L161 220V222ZM108 222L106 223L107 225H108ZM134 222H132V224ZM138 222L136 223L137 225L135 223H134L135 226L133 225L132 230L135 231V232L133 231L134 233H137V231L141 232L140 230H142V229L144 230L143 223H145L146 221L143 223H142V221L139 222V223H141V225H143L142 227L140 226V224ZM148 222L150 223V221H148ZM153 222H155V221L151 220V223H153ZM157 222H159V221H156L155 224ZM117 223H118V221H117ZM119 223H118V225H119ZM149 223H147V227L149 226ZM110 224H109V229L111 226ZM138 224L141 227L140 229H139ZM163 224L166 225V223H163ZM14 225H16V224H14ZM150 225L151 226H149V227L151 228L152 224H150ZM156 225H155V227H156ZM33 226H35L34 229H32ZM106 226L104 227L105 229H103V230H105V232L102 231V233L103 234L105 233L104 235L108 234L107 236L109 237V236L113 235L112 234L114 232L113 230H115L116 228L117 229L115 230L114 234L120 235L118 232L121 231L120 228H122L123 225L122 226L120 225L121 227L118 226L119 228L117 226L115 227V225H114V227H112L113 232L110 230L108 232V227H106ZM153 226H154V224H153ZM9 229H6V230L9 231ZM12 229L10 230L9 233L12 232ZM118 229H120V231H118ZM124 229L125 228H122V230H124ZM131 229H130V231L132 232ZM137 229H139V230H137ZM149 229H148V231H146L147 228L145 227L144 231L146 233L147 232L149 233ZM152 229H154V228H152ZM155 229H157V228H155ZM126 231H125V233H128V235H129V233H130L129 229H128L129 232H126ZM133 232H132V234H133ZM122 234H123V232L121 233V235ZM140 234L141 235H139V234L138 235L141 236L142 238H144V236H142L143 233L141 232ZM98 235H100V233H98ZM98 235L96 237H98ZM102 235L100 237H98L99 239L97 238V240H99L100 243L103 241V239H104V241L107 239L106 236H105V238H103ZM116 235L113 237L115 238ZM118 235L115 238L116 242L114 241V239L112 240L113 237L112 238L109 237V239L112 240V241H110L112 244H113V242L116 244L119 241V240H117V238L122 239V237H120V236L118 237ZM152 235H153V231H152ZM135 236H136V234H135ZM137 236H136V238H137ZM146 236L147 235L145 234V237ZM125 237L127 238L128 236L125 235ZM125 237H124V239H126ZM129 237H130V239L132 238L131 233H130ZM147 237H149V236H147ZM151 238H150V240H151ZM133 239H134V237H133ZM141 239L138 238V240L141 241V243H142ZM145 239H146V241L145 240L144 241L147 243V238H145ZM152 239L154 240L155 237ZM134 240H136V239H134ZM123 241L124 240L122 239V242ZM131 241H132V239L129 242H131ZM139 241L137 243H139ZM108 242H109V240H108ZM145 242H143V244ZM131 243H129V247H130ZM137 243H136V245H138ZM150 243H151L150 246L148 243V247H152L153 246L152 244H154V242H152V241ZM110 244H108V245H110ZM143 244H142V246H144ZM119 245H121V242L119 243ZM133 245H135V242ZM136 245H135V247H138V246L141 247V244H139L138 246H136ZM104 246H105V242H104ZM107 246H105V248H107L106 250L109 252V246L108 247ZM117 246H118V244H116V247ZM121 246H123V245H121ZM111 247H110V249H112ZM22 248H24V250H25V252H23V253H21L23 251ZM38 248H40L42 250V256L41 257H39L41 255V251ZM118 248H120V247H118ZM144 248L146 249L147 247H142V249H144ZM138 249H141V248H138ZM116 250H117V248L115 249V251ZM118 250L120 252L124 251V250L121 251L120 249H118ZM119 251H116V252L118 253ZM116 252H110V254H113V253L115 254ZM117 253L115 254L116 256H117ZM118 254H120V253H118ZM23 256H24V258H22ZM120 257L121 256H119V258Z\"/></svg>", "mask_w": 264, "mask_h": 264}]
</instances>
